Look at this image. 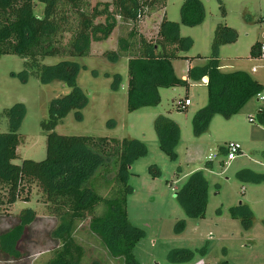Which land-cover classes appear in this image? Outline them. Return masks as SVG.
I'll list each match as a JSON object with an SVG mask.
<instances>
[{
    "label": "rangeland",
    "instance_id": "rangeland-1",
    "mask_svg": "<svg viewBox=\"0 0 264 264\" xmlns=\"http://www.w3.org/2000/svg\"><path fill=\"white\" fill-rule=\"evenodd\" d=\"M95 1L108 0H92ZM200 1L204 9L202 22L196 26H179L180 36L190 40L189 47L180 52L185 57L171 60L174 74L187 79V86L160 88L157 105L128 111L126 59L109 60L102 55L116 47V37L124 29L123 25L117 26L106 40L91 43L89 56L68 58L76 64V84L85 93L86 100L77 112L71 110L54 131L63 135L130 137L144 143L146 153L131 162L127 177L130 186L127 217L132 226L143 231L132 248L138 264H264V156L261 151L246 149L253 139L260 142L259 148L264 146V122L257 115L260 107L264 108V100L251 97L229 119L214 116L208 131L196 136L191 119L205 106L207 91L203 80L186 78L188 67L202 63L215 53L220 71L242 70L263 80L264 58H251L249 48L254 42L264 40V0ZM182 2L165 0L162 8L139 22L140 32L152 38L162 17L178 21ZM220 4L225 9L224 16L220 14ZM42 8L41 0H32L34 15L42 16ZM219 22L232 28L236 38L219 45L213 52L211 40ZM61 59L45 57L41 62L55 64ZM68 92L63 82L41 85L25 71L19 56H0V132L9 126L2 111L15 104L22 105L18 127L20 144L14 163L44 157L47 132L40 128V122L47 117L50 101ZM185 98L189 104L181 111L177 103ZM158 115L166 116L178 127L174 158L158 147L154 129ZM249 116L253 122L248 121ZM228 141L238 142L242 154L225 161L220 147ZM210 153L214 157L208 161ZM199 169L207 180L206 204L204 216L193 219L181 207L176 194L186 177ZM240 204L251 211L248 227L230 214V208ZM26 207L35 211L38 220L32 225L24 256L18 261H0V264H42L49 256L52 246L47 241V232L53 220L35 188L31 189L29 201H16L8 211L17 213ZM8 220L0 217V229ZM86 224L85 221L80 225L77 236L84 247V264H99L98 260L105 261V254L86 232Z\"/></svg>",
    "mask_w": 264,
    "mask_h": 264
},
{
    "label": "trees",
    "instance_id": "trees-1",
    "mask_svg": "<svg viewBox=\"0 0 264 264\" xmlns=\"http://www.w3.org/2000/svg\"><path fill=\"white\" fill-rule=\"evenodd\" d=\"M41 1L42 16L38 17L32 12V0H0V56H19L25 71L41 85L63 82L69 92L50 101L47 117L40 122V128L47 132L45 155L40 160L13 162L20 144L22 105L15 104L2 111L9 126L0 132V217L9 220L0 229V261L15 262L24 256L32 225L38 217L29 207L17 213L8 209L16 201H29L31 189L35 188L53 220L47 232L52 247L42 264H84V247L77 236L85 221L86 232L105 254V261L98 260L99 264L108 261L138 264L132 248L143 231L132 226L127 217L126 200L130 191L127 177L131 162L146 153L145 145L130 137L63 135L54 131L71 110L77 112L86 100L76 84V64L68 58L89 56L92 42L106 40L117 26L123 25L125 30L116 37V47L102 55L109 60L126 59L128 111L155 106L160 88L187 86V79L174 74L171 60L185 57L180 52L189 47L190 40L180 36L179 26H196L202 22V3L183 0L179 20L162 17L154 37L147 38L140 32L139 22L162 8L165 0ZM220 11L224 16L222 4ZM235 38L232 28L217 23L211 40L212 51ZM259 46L257 41L251 44V58L259 57ZM45 57L63 59L44 64L41 60ZM203 77L207 102L191 119L196 136L208 131L214 116L229 119L263 88L245 71H220L215 53L187 68L186 78L202 80ZM181 102L178 101L177 107L183 111L187 106L181 108ZM262 114L263 110L257 112L259 118ZM154 129L159 149L174 158V147L179 140L177 125L158 115ZM206 188L207 180L199 169L191 172L177 191L179 204L193 219L204 216ZM230 214L246 227L251 224L252 214L245 204L231 207Z\"/></svg>",
    "mask_w": 264,
    "mask_h": 264
},
{
    "label": "built area",
    "instance_id": "built-area-1",
    "mask_svg": "<svg viewBox=\"0 0 264 264\" xmlns=\"http://www.w3.org/2000/svg\"><path fill=\"white\" fill-rule=\"evenodd\" d=\"M264 58V40L260 42L259 46V57L258 58ZM204 78V77H203ZM202 78V79H203ZM256 97L260 100H264V95L261 93H257ZM189 104L188 99H184L183 102L180 103V107L184 108ZM249 122H253V117H248ZM224 154H225V161L232 160L235 156L240 154V145L238 142L229 141L224 145ZM214 157L213 154H208L207 158L210 161Z\"/></svg>",
    "mask_w": 264,
    "mask_h": 264
},
{
    "label": "crops",
    "instance_id": "crops-1",
    "mask_svg": "<svg viewBox=\"0 0 264 264\" xmlns=\"http://www.w3.org/2000/svg\"><path fill=\"white\" fill-rule=\"evenodd\" d=\"M262 38L264 39V33H262ZM261 42V41H260ZM253 78V77H252ZM256 81H258L261 85H262V87H264V85H263V81H264V79L262 80V78H254ZM203 80V82L206 80V78H203L202 79ZM261 81V82H260ZM261 94H262V91L260 92ZM258 100V98L256 97V101ZM260 110H263V114H262V117L261 118H259L260 119V121H262V122H264V108H261L260 107V109L258 110V111H260ZM257 111V112H258ZM229 142V141H228ZM225 143V142H224ZM250 145H247L246 146V149L249 151V152H251V151H256V152H258V151H261L263 154V156H264V146H262V148H259V147H261L260 145V142H258V141H256V140H251L250 141ZM226 144V143H225ZM224 144V145H225ZM224 145L223 146H221L220 147V149H221V151H223L224 152ZM241 149V148H240ZM240 154H242V152H241V150H240ZM243 191V190H242Z\"/></svg>",
    "mask_w": 264,
    "mask_h": 264
}]
</instances>
